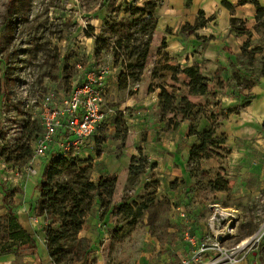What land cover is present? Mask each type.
<instances>
[{
  "label": "rangeland",
  "instance_id": "374dc122",
  "mask_svg": "<svg viewBox=\"0 0 264 264\" xmlns=\"http://www.w3.org/2000/svg\"><path fill=\"white\" fill-rule=\"evenodd\" d=\"M9 1L0 0V248L12 241L11 210L39 249L38 256L15 249L1 251L0 264H57L50 256L47 229L58 227L59 222L39 209L38 187L51 160L29 164L42 133L36 136L39 129L31 123L41 121L37 106L46 95L54 92L53 106L60 105L73 82L82 79L92 64L112 70L117 87L106 98V108L112 111L72 156L86 161L79 166L91 165L87 173L91 180L116 177L117 181L106 208L95 202L83 235L79 234L88 239L69 244L68 258L61 264H181L192 251L186 238L194 220L211 224L215 213L224 212L217 226L223 232H230L238 217L242 227L253 225V233L264 223V118L251 124L248 135L240 127L250 120L247 114L245 121L240 117L243 105L252 96H264V27L258 25L253 3L241 16L229 13L218 20L217 12L204 11L200 16L203 0H16L11 8ZM259 2L264 5V0ZM172 7L180 13H169ZM210 16L214 19L205 27L221 30L223 37L230 33L240 37L235 45L229 41L223 45L228 58L225 72L201 58L212 37L204 40L196 32L205 27L194 26ZM232 17L237 18L233 24ZM241 30L246 33L237 34ZM177 35L184 42L189 36L200 40L192 52L196 56L192 65L209 78L205 95L188 92L189 77L182 69L192 65L182 54L180 60L172 57L179 55L170 46ZM149 40L143 74L139 80L128 77L139 72L128 65L135 63ZM186 44L190 46L189 41ZM218 44L222 46L221 41ZM6 81L9 87L4 89ZM149 83L165 86L178 98L187 96L203 108L200 114L212 118L198 115L182 121L180 111L175 119L172 113L163 117L158 106L160 88L149 93ZM248 84L254 85L251 90L246 89ZM120 119L123 124L117 136ZM174 121L179 122L177 128ZM206 126L216 130V141L225 142L211 147L213 157L191 160L190 149L199 143L197 135L190 134L191 127L202 131ZM30 145L31 157L18 161V150L25 152ZM132 162L143 166V171L131 169ZM5 192L11 193L6 202ZM125 204L130 207L117 211ZM220 205L230 211H217ZM183 235L187 242H176ZM240 243L221 242V246L230 254ZM221 256L217 264H264V238L229 257Z\"/></svg>",
  "mask_w": 264,
  "mask_h": 264
},
{
  "label": "trees",
  "instance_id": "16d2710c",
  "mask_svg": "<svg viewBox=\"0 0 264 264\" xmlns=\"http://www.w3.org/2000/svg\"><path fill=\"white\" fill-rule=\"evenodd\" d=\"M9 7L11 8L15 5L16 0L9 1ZM248 2H251L256 7V19L258 25L264 27V5L259 2V0H240L239 4L243 5ZM152 3V2H150ZM223 6L229 10H232L234 6L227 0H223ZM155 6V3H152ZM156 7V6H155ZM154 7V8H155ZM154 9L151 10L152 15ZM200 16L204 15V11L200 10ZM214 17L210 16L208 18H203L201 21H196L195 29L205 27L207 23L213 20ZM237 21L236 17L231 18V23L233 24ZM244 30L238 31L237 34H245ZM204 40L208 38L204 37ZM165 40L163 41V43ZM151 40L144 44L143 50L139 53L134 64H129V67L136 66L139 69L137 74H128V77L134 78L136 80L140 79V76L143 74V70L146 66V60L149 53ZM182 72L189 77L187 82L188 92L192 95H205L209 90V78L203 74L197 65L186 66L182 69ZM153 75L155 74V67L153 70ZM123 86L120 83V87ZM254 85L248 84L246 89H252ZM6 87V88H5ZM9 87L8 81H6L4 89ZM0 87V95H1ZM160 88L158 106L161 110L163 117L167 113L174 114V119L176 118L177 112L182 113V121L186 119L196 118L203 110L201 106H197L187 96H182L178 98L177 94L170 92L165 86L153 85L149 83L148 92H154L156 89ZM254 96L243 105L246 107L250 105ZM229 111H233L232 108H229ZM173 118H171L172 120ZM170 120V121H171ZM32 127L39 129V132L36 136L42 132L43 127L39 120H36L31 123ZM122 120H118L117 123V136L121 134ZM29 124L26 126V130L29 129ZM179 122L173 123V127L177 128ZM191 135H197L199 143L194 145L190 149V159L191 160H202L209 159L213 157V148L214 146L220 145L225 142V140H218L216 137V130L212 126H206L202 131H198L191 127ZM35 136V137H36ZM34 137V138H35ZM32 148L31 145L28 146L25 152L18 150L16 159L18 161H24L31 157ZM86 163L85 160H80L72 156H64L61 153L52 157L50 163L45 166L44 170V179L41 185L38 187L40 190L39 198V209L40 214L47 215L48 218H51L53 222L58 221L59 226L53 227L49 226L47 229V241L50 256L54 259L55 263H63L69 255L67 246L72 242H84L88 238L80 237L79 234L85 229L88 217L91 215L95 202L98 200L101 203L102 207H107L109 201L114 196L115 187H116V177L109 178H100L97 181H93L87 175L91 165L88 166H79L80 164ZM137 169L138 172L143 171V166H135V162H132L131 169ZM67 177V180H58L61 177ZM216 190H225V188H216ZM8 195L11 193L5 192L3 196V201H7ZM130 207L128 204L124 206L117 207V211L124 212L125 208ZM10 214V226L13 229L12 241L10 244L6 245L3 248H0V252L6 253L10 250H18L29 253H36L38 251V244L33 235L26 230L21 222L19 217L13 211H9ZM86 246L81 249V253L85 254Z\"/></svg>",
  "mask_w": 264,
  "mask_h": 264
},
{
  "label": "built area",
  "instance_id": "2783aa9c",
  "mask_svg": "<svg viewBox=\"0 0 264 264\" xmlns=\"http://www.w3.org/2000/svg\"><path fill=\"white\" fill-rule=\"evenodd\" d=\"M111 75L110 68H100L92 64L82 79L73 82L69 95L60 105L53 106L57 102L54 92L45 96L37 106L43 131L35 140L29 164L49 163L53 156L60 153L64 156L76 155L87 144L100 123L112 111L106 108V98L111 91ZM30 170L38 172L34 167ZM218 235L219 233L215 238L207 235L200 239L188 233L186 239L190 242L192 251L182 258L181 264H204V261L205 264H217L223 258L221 254L229 257L238 253L244 242H248L246 247L253 242H261L264 238V223L252 235L242 240V243L237 244L230 254L221 246ZM212 251L215 256L211 255ZM233 260L237 261L235 258Z\"/></svg>",
  "mask_w": 264,
  "mask_h": 264
},
{
  "label": "crops",
  "instance_id": "0c3cea01",
  "mask_svg": "<svg viewBox=\"0 0 264 264\" xmlns=\"http://www.w3.org/2000/svg\"><path fill=\"white\" fill-rule=\"evenodd\" d=\"M227 1L230 2L233 6H235L234 12L233 11L230 12L229 9H227L226 7L221 5L223 0H203L201 10L207 11L209 13L208 15H214L217 12L219 14L218 15V20H219L220 16L227 15L229 13L231 14V16H232V14H233V16H237V17L241 16L244 12L243 9L249 8L250 4H251L248 2L246 4L239 5L240 0H227ZM251 9H252V11H254L253 8H251ZM168 11H170L169 13H171V14L180 13V11L176 7H172L170 9H168ZM224 19H225L226 23H228L227 19L226 18H224ZM229 20H230V18H229ZM206 28H208V30H206ZM196 33L199 36L212 37V39H210L207 42L204 49H202L201 58L205 62H208L210 65H212V67L215 70L225 72L226 71L225 67L228 65V58L224 54L225 51H224L223 45H225V43L228 41H229L230 45H235L240 40V37H235L232 33H230V36L226 35L225 37H223L224 32H221V30H217V29L210 28V27H205L204 30H198ZM175 38H176V40H174L172 43H170V46H171V48L175 49L176 52L179 53V55H176V56L174 55L172 57L173 58L177 57L179 59L180 58L179 56H181V54H182V59H186V63L188 65L194 64L196 56L193 55L192 52H194V50L196 49L195 47H196V45L199 44L200 40H198V39L193 40L189 36L187 38V42L189 41L190 46H187V44H186L187 42H184L183 39L180 40L182 38V36L177 35ZM223 40H225V42ZM219 41H221L222 46L220 44H218ZM198 64H200V63H198ZM113 85H114L113 79L111 76V91H110L109 95L113 93L114 87L115 86L117 87L116 84H115V86H113ZM147 92H148V87H147ZM254 92L258 93L256 90H254ZM245 114H247L250 117V120L247 119L246 120L247 122H245L240 127L244 126L242 128L241 132L243 135H248V133L250 132L248 130V128H253L251 124H254V122H259L260 120H262L264 118V96H260V95L256 96L250 102V105L246 106V108L241 111L240 117L243 118V121H245V119H244ZM248 126H251V127H248ZM245 127H246V129H245ZM217 205L218 204H215V206H217ZM211 208H214V205H212ZM220 208H222L224 210L228 209V211H230L229 210L230 207L224 208V207H222V205L217 207L216 210L219 211ZM217 211H215V212H217ZM225 215L226 214L224 212L220 213V211L218 213H215V215H213L211 220H210L211 224H210V222L204 223L203 221H195L194 220V222L196 224L194 226H192L190 229L191 235H195L201 239L207 235L213 236V238H215L216 235L219 233L218 238L221 240V242H241L242 240H244L245 238H247L249 235H251L253 233V230H254L253 225L251 227H247V224H246L245 227H242L240 225L241 218H239V217L236 218V221H235V223L237 225H233V227H232L233 229L230 230V232H223V231H225V230H223L224 228L220 229V227H217V226L221 222V219H223L225 217ZM39 217H41V216H39ZM210 225H211V227H210ZM227 233H229V235ZM81 234L83 235V232H81ZM176 242H187V241L184 239V235H183V236H178ZM36 253H34V255L38 256Z\"/></svg>",
  "mask_w": 264,
  "mask_h": 264
},
{
  "label": "bare ground",
  "instance_id": "6f19581e",
  "mask_svg": "<svg viewBox=\"0 0 264 264\" xmlns=\"http://www.w3.org/2000/svg\"><path fill=\"white\" fill-rule=\"evenodd\" d=\"M248 244V242H244L243 244L240 245L239 251L244 249L246 247V245Z\"/></svg>",
  "mask_w": 264,
  "mask_h": 264
}]
</instances>
